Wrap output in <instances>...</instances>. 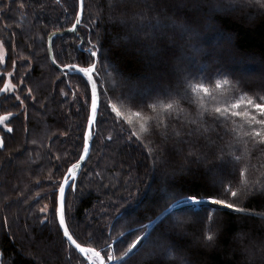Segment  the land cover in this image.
<instances>
[{
	"label": "trees",
	"instance_id": "1",
	"mask_svg": "<svg viewBox=\"0 0 264 264\" xmlns=\"http://www.w3.org/2000/svg\"><path fill=\"white\" fill-rule=\"evenodd\" d=\"M240 1L233 0L234 13L216 14L213 3H204V8L193 7L188 0H83L81 24L73 34L52 38V58L61 67L70 63L87 66L83 61L89 56L91 41L105 68L96 77L98 93L110 95L106 90L121 78L136 82V78H144L142 73L148 67L150 71L151 66L140 56L136 42L152 52L172 53L173 66L191 61L189 51L180 46L171 48L167 38L181 37L175 40L176 45L183 41L189 45V37L201 33L199 28L184 35L178 25L199 13L203 14L200 17H207L211 8V26H200L204 36L214 33L215 39H209L204 48L214 49L215 59L223 60L221 64L226 68L250 59L264 67V8L245 6L244 2L249 0ZM78 7L79 0H16L10 8L0 11V38L15 48L14 63L24 81L17 92L20 87L32 92L25 102L26 108L14 107L18 102L12 92L0 93V108L11 109L16 116L10 124L12 133L0 127L5 143L0 149V224L7 219V226L0 228V264H81L83 259L63 243L48 198L53 191L51 181L59 180L63 166L81 154L80 137L88 114L82 106L86 89L79 74L62 76L50 63L46 49L49 35L72 28ZM168 29L174 35L167 34L172 32ZM160 34L166 38H160ZM133 36L135 39H130ZM222 38L230 41L226 51L218 47V39ZM198 41L196 35L194 45L203 48ZM195 60L206 63L203 58ZM157 62L153 68L162 67ZM227 78L231 83L220 90L215 89L214 81H204L210 92H215L214 96L197 97L191 93L189 82L185 84L187 96L177 88L169 99L149 101L156 104V111L149 109L145 113L151 117L145 124L146 132L140 130L141 121L134 119L129 125L124 119L135 110L129 104L117 103L121 118L114 113L106 115L102 109L98 111V120L105 122L94 128L91 153L76 182L77 190L66 196L67 224L82 246L94 248L105 261L106 252H111L113 261H118L115 257L126 251L135 236L145 235L147 238L128 264H153L151 254L165 243L171 245L168 254L174 260L181 255L193 264H264V229H260L264 228V196L259 195L264 191V145L249 140V125L243 117L229 118L219 127L213 120L216 106L231 103L240 95V87L235 85L239 76ZM155 85L142 84L136 95L154 93ZM244 89L250 95L259 94ZM25 91L18 92L22 98L27 95ZM9 99L12 104L6 102ZM163 103H172L173 108L164 110ZM25 110L28 119L16 115ZM133 131L140 140L130 136ZM41 139L44 145L40 144ZM182 146L187 152L180 162L176 150ZM197 156L215 162L208 168L200 165L207 171L193 170L192 159ZM222 160L233 169L224 186L230 184L237 191L235 203L245 208L247 215L194 206L167 213L149 229L155 219L186 197L194 196L200 201H208L210 196L226 198L219 184L215 190L204 179L205 173L219 167L227 172ZM239 171L245 175L239 176ZM227 198L231 202L232 198ZM44 204L49 206L50 222L41 225L37 217L43 215L39 210ZM161 222H179L181 227L166 232L164 239ZM180 230L199 241L176 235ZM204 232L212 234L213 241H206Z\"/></svg>",
	"mask_w": 264,
	"mask_h": 264
},
{
	"label": "snow or ice",
	"instance_id": "2",
	"mask_svg": "<svg viewBox=\"0 0 264 264\" xmlns=\"http://www.w3.org/2000/svg\"><path fill=\"white\" fill-rule=\"evenodd\" d=\"M16 0H10L9 3H5L4 0H0V11H3L5 8H10L12 3H15ZM59 2V0H57ZM198 3H209V0H197ZM252 4H259L260 7L264 8V0H250ZM81 12H78L75 17V23L72 25L71 31H76L78 25L81 24L83 11V0H80ZM211 11L210 8L209 14L207 17L194 16L188 18L185 21H182L179 28L185 32H191L195 28H198L200 25H205L206 27L211 26ZM130 39H135V37H130ZM91 44V48L88 49L89 56L83 61L87 66L79 67L75 63L65 64L61 67L60 64H57L56 58H52V63L57 66V69L60 71L62 76H69L71 74H79L81 81L84 82L86 89L85 97L83 99V108L87 111L86 116V125L80 137L82 143L80 145L81 154L73 161H70L67 166L64 167V171L61 174L59 180L53 179L50 183V187L53 191L49 194L52 208L51 214L53 219L57 222V230L59 233H62L63 243L68 246H74V249L79 253L83 254V259L81 264H87L88 261H91V264H105L104 260L100 257V252L96 251L94 248L84 247L81 243L78 242V238L74 237V234L69 230L66 219V190L70 189L73 192L77 190V178L79 170L82 168V162L89 155L90 144L94 142L93 140V130L100 124L104 123V120H98V111L103 110V113L106 115L115 114V117H121L122 113L117 108V103H126L131 105L134 111H130L124 119L127 120L129 125L133 124L134 119L141 121L140 130L141 132H146L147 128L145 124L151 119L150 116L145 115V113L151 109L153 112L156 111V104L150 103L154 98L159 99L164 97L169 99L172 94L171 87L169 88H158L155 93L152 95H145L141 93L136 95L135 91L139 87L136 82L126 80L121 78L117 85L107 89L106 91L110 95H106L105 92L98 93L99 81L96 77L103 71V61L98 55V50L95 44H92L91 41H88ZM187 47H193L192 45H187ZM4 48V44L0 43V50ZM199 54L202 55L203 60L206 63H198L194 58L187 63L180 61L172 65V60L167 56L166 52H161L159 50H153L154 55H159L160 60L159 64L162 67L152 68L148 72L142 73L146 80L152 81L155 80L160 84H163L164 81H168L171 85L172 81L175 80L177 86L185 92L187 96V89L185 88L186 83H190L191 93H195L197 97L203 96H214L215 92H210V89L205 86L204 81L215 82V89L220 90L228 86L231 82L227 78L230 74L225 72L218 63L215 62L214 49L205 51L203 49H196ZM4 62L3 56H0V63ZM98 63L101 64V67H98ZM13 70L16 68V64H12ZM5 71H7L5 69ZM115 71V69H113ZM8 77L13 76V72H7ZM86 78V82L85 79ZM4 80V76L0 75V82ZM23 78L20 80V84L23 85ZM237 86L240 87V95L236 96L234 101L227 103L223 106H216L214 108L213 120L217 123V127L222 123H226L227 119L235 117H243L247 120L249 128L246 135L249 137L250 141H258L260 144L264 145V88H262L261 94L250 95L243 87L244 82L242 80L236 81ZM90 86V93L88 92ZM124 89H127L125 91ZM11 92L14 94V99L18 102L14 107L17 108H26L25 102L28 98L32 96L31 89L27 90V95H24L22 98L21 94L24 93L25 89L20 87L17 92V86L11 82H4L3 88H0V93ZM62 95H65L61 91ZM75 98V93H73ZM175 95L179 96L180 92H176ZM103 97V99H101ZM189 100L190 96L187 97ZM161 108L164 110H170L173 108L172 103H163ZM77 111H80L78 109ZM12 112H8L5 115H0V127L7 133L13 132V127L10 126L13 117ZM17 116L23 115L25 119H28L26 110L22 113H17ZM224 135H228L227 132H224ZM130 136H135L137 140H140V136L136 132H131ZM219 138V137H218ZM109 139H111L109 137ZM5 146L4 139L0 137V149H3ZM59 159V158H58ZM239 160V157L236 158ZM59 167L57 171L59 172ZM244 171H239V176H244ZM213 183H219L220 187L223 189L226 198H217L215 196H210L207 203L212 205L220 206L224 209H230L235 213H246L245 208L238 206L235 203V200L238 198L237 191L233 190L231 185L225 188L224 180L218 179L214 180ZM227 197H231V202ZM193 205H199L202 203L197 197L190 196L186 197ZM40 213L42 216H38L37 219L41 225H46L50 221L48 220L49 206L44 204L40 208ZM207 219L212 220V214L209 212L207 214ZM7 226V219L5 218L3 223L0 224V228ZM162 232L161 237L166 239L165 233L174 229H179L181 227L180 223L173 224H164L161 222ZM141 229L140 231H142ZM147 237L135 236L130 243H128L126 251L122 255L115 257L118 260L119 264H128V259L135 254V251L138 250V246L141 245L142 240ZM205 239L208 242L213 241L214 237L212 234H206ZM171 247L170 244L165 243L164 247L157 252L151 254L153 258V264H167V261L164 259L168 254V249ZM107 260L112 261L114 256L111 252H106ZM180 264H193L192 261L186 260L185 258H180Z\"/></svg>",
	"mask_w": 264,
	"mask_h": 264
},
{
	"label": "rangeland",
	"instance_id": "3",
	"mask_svg": "<svg viewBox=\"0 0 264 264\" xmlns=\"http://www.w3.org/2000/svg\"><path fill=\"white\" fill-rule=\"evenodd\" d=\"M238 2H242L240 0H237ZM188 5H191L194 7V5H199V7L201 6L202 8H204V3L200 2L198 3L197 0H188ZM209 3H213L212 4V8H213V11L214 13L216 14H222V12H224V14H232L234 13L233 11V8H234V3L233 0H209ZM246 3L245 6H248L249 4H252L249 1L247 2H244ZM232 4V6H231ZM216 5H219V9L215 8ZM255 6V8L259 7L260 5L257 3V4H252ZM217 7V6H216ZM239 7V6H238ZM236 10V9H235ZM198 12H201L200 10H197ZM203 15L202 13H199L198 16H201ZM199 30H200V34H196L197 35V41L198 42H201L200 44H203V48L202 47H196L194 45V43L196 44V35L193 36V38L189 37V45H192L193 47H187V43H185L184 41L183 42H179L178 45H176L177 43H175V40H178V39H181L180 38H177L176 36H174V38H170L169 37L167 38L168 39V46H170L171 48L173 49H177L179 46L180 48L183 50L185 49L186 51H189V60L191 58H203L201 54H199L197 52L196 49H203L205 51H207V49H205L204 47H207V43L209 42V39H211L212 41L215 39V35L214 33H211V34H208L206 36L203 35V32H204V29L201 28V26L198 27ZM169 31H172V32H169L167 34H173L174 35V32L173 30L171 29H168ZM167 31V30H165ZM185 31H184V35H185ZM199 35V36H198ZM166 35L165 34H160V38H166L165 37ZM137 41V40H136ZM219 41V44H218V47L221 49V51H226V48L225 46H229L230 44V41H228L227 39H218ZM0 43H3L4 44V48L2 50H0V56H3L4 58V62L3 63H0V75H3L4 76V80L2 82H0V88H3V84L4 82H11L12 84L16 85L17 86V89H18V86L21 85L20 84V80H21V73L19 71V68L17 67L16 65V68L15 70H13L12 68V64L13 62L15 61V56H14V53H13V48L12 46H7L6 43H4L1 38H0ZM222 43V44H221ZM228 43V44H227ZM136 44V47L137 49L141 50V54L140 56L143 57V59H145L149 66H151L150 70L153 68L152 65H158V62L157 60H160V57L159 55H154L153 52L150 50V49H147V47L143 46V44H138L137 42L135 43ZM179 48V49H180ZM170 59H171V56H172V53H169V55H167ZM192 56V57H190ZM221 58L223 59V55H221ZM223 61V60H222ZM222 61L219 59H215V62L219 64V66L221 67V69H223L225 72L229 73L230 75H235L237 74L239 76V79L237 78L236 80H242L244 82L243 84V87L248 89L249 91L253 92V93H259L261 94V89L264 88V67L256 60L254 59H250L249 61L247 62H238L236 66H227L224 67L222 66L223 64ZM173 63V62H172ZM234 63V62H233ZM5 69L7 71H5ZM13 72V76L12 77H8L7 76V72ZM149 71V67L147 69V72ZM19 78V80H18ZM137 81L136 83L139 85V87L142 86V84H148V83H155L156 85L154 86L155 88V92L157 91L158 88H169L171 87L172 91H175L177 88H179L176 84V81L173 80L171 85H169L168 81H164L163 84H160L159 82L155 81V80H152V81H149V80H146L144 78H136ZM154 85V84H153ZM237 86V84H235ZM113 86V84H112ZM238 87V86H237ZM30 88H27L26 90H28ZM181 91V90H180ZM11 90L8 92L10 93ZM27 92V91H25ZM139 90L137 88V90L135 91V94H138ZM154 92V93H155ZM8 93H5V94H8ZM19 94V93H18ZM145 95H152V94H148V93H144ZM7 103L9 104H12V100H6ZM8 112H12L11 109H6V110H2L0 108V115H5L7 114ZM14 114V113H13ZM16 116L13 115L12 119H14ZM52 137H54V135L52 134L51 135ZM62 136V135H61ZM44 140L41 139L40 140V144L41 145H44ZM48 147V146H47ZM209 148V146H206ZM45 150H47L45 148ZM48 151V150H47ZM187 150L184 146L178 148V150H176V155L178 156V159L180 160V162L183 161V154H186ZM193 160V166H191V169L193 168V170H206V168L210 167L209 165L212 164L213 162H215V160L209 158V157H206V158H201L199 156L195 157V159H192ZM217 160V158H216ZM221 165L225 163L226 165V169L227 172L223 169H221L219 167L218 170H215V171H212L211 172L209 171V173H205V176H204V179H206V181L209 183V185H211V187H213L215 190L218 189V184L219 183H213L214 180H218V179H223L224 181L227 179H229V177L233 174V169L230 165V163L228 162H225L222 160V162L220 161ZM200 165L206 167H200ZM208 166V167H207ZM189 167V165H188ZM207 171V170H206ZM231 178V177H230ZM264 189V188H263ZM164 192V191H163ZM166 193V192H165ZM260 196H264V191L261 190L260 193H259ZM186 202H189L188 200H185ZM202 202V201H201ZM192 204V203H191ZM262 220V218H259ZM157 219H155L156 221ZM260 229H264L263 227H261ZM205 230V229H203ZM213 231V230H212ZM190 233L189 232H184L183 230H180V232L176 235L178 236H183L185 237L186 239L188 240H194L196 242H198L199 240H197V238L189 235ZM205 235V232L203 233ZM261 243H259L260 245ZM150 245V244H148ZM152 245V244H151ZM158 248L154 251V252H157V251H160L164 246H157ZM148 248V247H147ZM154 248V247H152ZM181 253H183L181 250H180ZM184 254V253H183ZM180 258H183V256L179 255V257H176L177 260H174V257L170 254H167V256L164 258L165 260H167V264H180ZM141 259V258H140ZM153 258H151L152 260Z\"/></svg>",
	"mask_w": 264,
	"mask_h": 264
},
{
	"label": "water",
	"instance_id": "4",
	"mask_svg": "<svg viewBox=\"0 0 264 264\" xmlns=\"http://www.w3.org/2000/svg\"><path fill=\"white\" fill-rule=\"evenodd\" d=\"M78 12H81V6H80V0H79V7H78ZM82 14H83V11H82V13H81V16H82ZM79 26V25H78ZM78 26H77V28H78ZM76 28V29H77ZM76 31H71L70 29L69 30H67V31H64V32H61V33H52L51 35H49V37L47 38V53H48V56H49V60H50V62H51V64L53 65V67L57 70V71H59L58 69H57V66H55V64H53L52 63V51H51V40H52V38L54 37V36H56V35H70V34H73V33H75ZM90 148H91V144H90ZM88 157V156H87ZM87 157L85 158V160L82 162V168H83V166H84V164H85V162H86V160H87ZM82 168H81V170H82ZM81 170H79V173H80V171ZM79 173H78V175H79ZM68 191V189L66 190V192ZM194 205H192V204H189V203H185V204H182V205H178L177 207H175V208H172V209H169V210H167L161 217H159V218H157V220L156 221H154L153 223H152V226L156 223V222H158L163 216H165L167 213H169V212H173V211H177V210H181V209H186V208H192ZM197 206H200V207H211V208H219V209H223V210H228V211H232V210H230V209H224V208H222V207H220V206H217V205H212V204H210V203H207V202H202V203H200L199 205H197ZM151 226V227H152ZM150 227V228H151ZM149 228V229H150ZM145 237V236H144ZM73 249H74V246H71ZM76 251V250H75ZM77 252V251H76ZM78 253V252H77ZM79 254V253H78ZM81 256H83V254H80ZM101 257V256H100ZM101 259H103V258H101ZM105 262V261H104ZM105 264H116V263H112L111 261H109V262H105Z\"/></svg>",
	"mask_w": 264,
	"mask_h": 264
},
{
	"label": "bare ground",
	"instance_id": "5",
	"mask_svg": "<svg viewBox=\"0 0 264 264\" xmlns=\"http://www.w3.org/2000/svg\"><path fill=\"white\" fill-rule=\"evenodd\" d=\"M217 209H219V208H217ZM164 213H165V212H164ZM164 213H163V214H164ZM163 214H162V215H163ZM162 215H161V216H162ZM161 216H160V217H161ZM163 217H164V216H163ZM163 217H162V218H163ZM61 234H62V233H61Z\"/></svg>",
	"mask_w": 264,
	"mask_h": 264
}]
</instances>
